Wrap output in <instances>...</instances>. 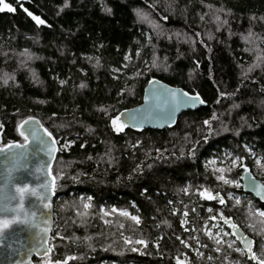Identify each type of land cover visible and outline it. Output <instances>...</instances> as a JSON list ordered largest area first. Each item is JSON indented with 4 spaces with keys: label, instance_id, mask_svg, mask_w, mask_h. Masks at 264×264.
Returning <instances> with one entry per match:
<instances>
[{
    "label": "trees",
    "instance_id": "16d2710c",
    "mask_svg": "<svg viewBox=\"0 0 264 264\" xmlns=\"http://www.w3.org/2000/svg\"><path fill=\"white\" fill-rule=\"evenodd\" d=\"M0 9V146L26 141L27 118L58 144L50 250L33 264L264 261L254 211L264 203L235 183L243 165L264 183V0H0ZM154 81L203 103L166 128L115 130ZM215 222L229 233L223 243L206 232Z\"/></svg>",
    "mask_w": 264,
    "mask_h": 264
},
{
    "label": "water",
    "instance_id": "95a60500",
    "mask_svg": "<svg viewBox=\"0 0 264 264\" xmlns=\"http://www.w3.org/2000/svg\"><path fill=\"white\" fill-rule=\"evenodd\" d=\"M183 93L187 92L161 81L149 83L142 102L125 111L128 125L137 129H161L172 125L183 111L193 107L184 102L187 97ZM45 129L38 119L27 118L18 127L27 140L0 146V264H33L34 257H42L50 250L55 201V177L51 169L58 144ZM8 145L24 147L9 148ZM242 167V191L264 203V183L249 167ZM20 187L30 191L21 194L16 191ZM5 221L7 227H4ZM228 226L242 249L253 248L251 239L240 229L232 224Z\"/></svg>",
    "mask_w": 264,
    "mask_h": 264
},
{
    "label": "rangeland",
    "instance_id": "374dc122",
    "mask_svg": "<svg viewBox=\"0 0 264 264\" xmlns=\"http://www.w3.org/2000/svg\"><path fill=\"white\" fill-rule=\"evenodd\" d=\"M117 117H119V119L117 120L116 124L114 125L113 122H112V126H113V128H114L115 130H117V128H119L121 125L124 126L123 129H124L126 126H128V122H127V120H126V118H125V112H121ZM117 117H116V118H117ZM116 118H115L114 120H116ZM216 162H217V160L214 159V163H216ZM255 162H256L257 164H260V160H259V158H256V159H255ZM231 163H233V164H237V160H236V159H232V160H231ZM218 167H219V166H218ZM240 179H241V176H240ZM235 183L241 185V182L238 183V182L236 181ZM208 196H211V195H207V198H208ZM230 196L233 197V199H234L235 202H239L240 199H241V196H240L239 194H237V193H233V194L230 193ZM55 198H56V197H55ZM248 206H249V207H252V201H248ZM254 211H255V213H257L259 216L264 217V216L260 215V213H264L263 210H261V209H259V208H256V209H254ZM206 232H207L208 236H211L212 239L215 240L216 243H220V242L223 243V242H224V239H223V238H224V237H228V235H229L228 231H227L226 228L223 226V224H220V223H218V222H215V223H213L209 228H206ZM228 244H229L230 247H232L231 240H229ZM233 247H234V246H233ZM240 250H242V249H240ZM218 251H219V248H218ZM238 251H239V249H238ZM179 264H187V263H186L184 260H180ZM233 264H235V263H233ZM237 264H238V263H237Z\"/></svg>",
    "mask_w": 264,
    "mask_h": 264
},
{
    "label": "snow or ice",
    "instance_id": "6c2138e0",
    "mask_svg": "<svg viewBox=\"0 0 264 264\" xmlns=\"http://www.w3.org/2000/svg\"><path fill=\"white\" fill-rule=\"evenodd\" d=\"M6 8H8L9 11H13L14 9L10 8L9 6L5 5ZM0 10H3V9H0ZM29 15H31V13H29ZM33 19H35L37 21V23H43V21H41L38 17H33ZM172 95L175 97L176 96V93L173 92ZM183 96L184 97H187V100L184 101L185 103H190L192 106H195L196 103H203L202 100H200L199 96H188L187 93H183ZM119 119V117L116 118V120H113V124L115 125L117 120ZM28 121H24V124H27ZM209 121H205V124H208ZM123 125H121L119 128H117V131H122L123 130ZM45 132H47V130L45 129ZM21 135H24L23 132H21ZM48 136H51V133H47ZM25 139L27 140V137H25ZM41 143H44L43 140H41ZM9 148H12V147H21L23 148L24 146L23 145H8ZM2 151V150H0ZM221 179H223V177H220ZM225 183H230V181H225ZM17 192L23 194L25 192H29L30 190L26 187H20V188H17L16 189ZM209 199H214L215 197L213 196H208ZM21 200H23V195H21ZM221 203H223L224 201L221 200L220 201ZM124 215H127V213H124ZM260 215L264 216V213H260ZM133 219H137L136 217H133ZM4 227H7V221L4 222ZM143 243V242H141ZM253 258H255L254 254H253ZM71 259V258H69ZM64 264H67V262L65 261ZM260 264H264V261H261Z\"/></svg>",
    "mask_w": 264,
    "mask_h": 264
},
{
    "label": "flooded vegetation",
    "instance_id": "af4514ba",
    "mask_svg": "<svg viewBox=\"0 0 264 264\" xmlns=\"http://www.w3.org/2000/svg\"><path fill=\"white\" fill-rule=\"evenodd\" d=\"M235 238H236V236H235ZM236 240L239 241L237 238H236ZM239 243H240V241H239ZM242 250H244V249H242ZM244 251H246L247 253H250V250H244Z\"/></svg>",
    "mask_w": 264,
    "mask_h": 264
}]
</instances>
